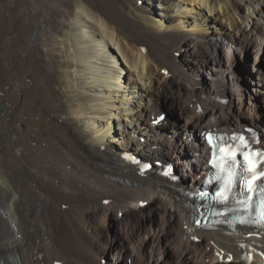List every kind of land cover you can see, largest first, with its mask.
Wrapping results in <instances>:
<instances>
[{
  "label": "bare ground",
  "instance_id": "6f19581e",
  "mask_svg": "<svg viewBox=\"0 0 264 264\" xmlns=\"http://www.w3.org/2000/svg\"><path fill=\"white\" fill-rule=\"evenodd\" d=\"M238 61L258 92L264 0H0V264H264V227L194 225L202 145L181 160L151 126L180 93L185 135L246 118L264 134V92L246 113L228 83ZM98 226L113 237L93 256Z\"/></svg>",
  "mask_w": 264,
  "mask_h": 264
},
{
  "label": "rangeland",
  "instance_id": "374dc122",
  "mask_svg": "<svg viewBox=\"0 0 264 264\" xmlns=\"http://www.w3.org/2000/svg\"><path fill=\"white\" fill-rule=\"evenodd\" d=\"M250 58H253V56L250 55ZM243 63L244 62L241 63V61H238V62H235L234 63L235 74H233V78L235 79V81L234 80H229L228 83L230 84V86H231V88H232V90L234 92L236 90V91H242L244 94H246L245 95V98H243L242 96H240L238 94V95H235L234 96V99H235L236 103L240 99L241 100L245 99L246 102L244 104V109L243 110L247 113L248 107H249V104L248 103H249V98H250L249 97V93H251L253 95L259 94V96L261 98V95H262L261 92H264V86L261 87L258 90V92H254V88L256 87V85H255L256 78L257 77L260 78L263 75H259L258 76V74H254L253 76H250L245 71V68L243 66ZM260 66H261V69L264 70V64H262ZM198 88H202V85L199 86V84H198ZM134 89H135V87H134ZM136 89L138 90V88H136ZM129 92L130 91L128 90L127 91V94ZM123 94H125V90H122V92H120V96H122ZM238 97H241V98L239 99ZM184 98L186 99V95H184V94H180V93H176L175 94V100H176V102L179 100L177 102L178 104L176 103V105H174V106L173 105H169V107H167V110L166 111H162V113L165 112V113H167V115L164 117V119L162 121V124H160V125L157 126V127H160V126H163V125H167V127L170 129L169 131L172 132V133L169 132V133L166 134V137L168 138L167 141H168V143H170V144L173 145L174 151L176 153L175 156L176 157L179 156L178 158L181 159V160H183V157L185 158V155L187 153H188V156H189V154L191 156V154L193 153V149L195 148V146H200L201 147V145H202L199 140L198 141H195L194 139L189 140V136L188 135H185V132H183V130L181 131V129H182L183 125H184V122H185L184 120L185 119L183 117H181V115L179 114L178 105L180 103L181 104L184 103L183 102V101H185ZM253 100H254V104H252L253 109L251 110L252 111L251 114L252 115H257V116L258 115H261V114L264 115V101L261 100V99L260 100L253 99ZM163 103L165 105L166 104L168 105V102H164L163 101ZM256 118H259V116L256 117ZM245 120L246 121H242L240 123L239 122L238 123H235V125L244 124L243 122L249 121V118H246ZM122 122H124L125 125H128L129 126V123L128 122H126V121H122ZM250 122H253V121H250ZM182 154H184V156ZM186 158H187V155H186ZM124 159L127 160V161H131L125 155H124ZM149 163L153 165V169L150 170L149 172L157 171V172H164L165 173L169 169H171L170 167H168V165H165L164 163H162V166H159L157 164H153L151 162H149ZM149 172H147V173H149ZM169 175L178 177V174L174 170L172 172V169H171V172H170ZM126 225H127L126 223H123L122 222V223H119L117 226H118V229L119 230L126 232V230H130V228H131V225H129V224L127 226ZM87 230H88V232H87ZM85 231H86V232H84V235L85 236L83 235L84 236V239H81V240H83V242H82V243H84L83 246L84 247L86 246L85 247V250L88 251L89 253H91V255H93V256H98V254H100L101 247H105L107 245V242L111 239V237H113V229L112 228H109V227H107V228H105L103 226H98V227H93V228L92 227L91 228L88 227V229L86 228ZM101 242H103V243H101Z\"/></svg>",
  "mask_w": 264,
  "mask_h": 264
},
{
  "label": "snow or ice",
  "instance_id": "6c2138e0",
  "mask_svg": "<svg viewBox=\"0 0 264 264\" xmlns=\"http://www.w3.org/2000/svg\"><path fill=\"white\" fill-rule=\"evenodd\" d=\"M163 119V117H161ZM243 141V138H239ZM208 143L213 149V167L217 169L215 179L221 181V188L216 193L217 198L222 202L227 203L230 199L234 198V188L237 182H240L243 187L250 193L246 199L238 201V203L243 205V210L250 213L251 209V193H255L258 189L257 181L261 178H264V168L257 169L258 160L257 153H242L245 164L240 165L239 160L237 159L238 155H241L239 152L240 145H231V144H217L214 142L211 134L208 136ZM259 156H264V154H259ZM132 162L139 163L135 157H128ZM144 167H148L145 165ZM241 167H243L244 176L241 178ZM171 169L165 172V175H169ZM175 179L176 177H172ZM243 194V193H241ZM249 220H241V223H250Z\"/></svg>",
  "mask_w": 264,
  "mask_h": 264
}]
</instances>
